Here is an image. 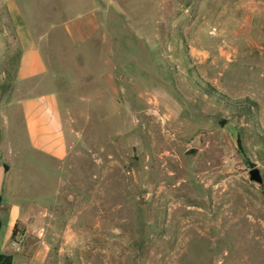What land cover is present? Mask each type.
<instances>
[{
    "label": "rangeland",
    "instance_id": "374dc122",
    "mask_svg": "<svg viewBox=\"0 0 264 264\" xmlns=\"http://www.w3.org/2000/svg\"><path fill=\"white\" fill-rule=\"evenodd\" d=\"M79 16L75 43L60 25ZM25 35L57 94L62 162L25 146ZM9 192L15 264H264V0H0Z\"/></svg>",
    "mask_w": 264,
    "mask_h": 264
},
{
    "label": "crops",
    "instance_id": "0c3cea01",
    "mask_svg": "<svg viewBox=\"0 0 264 264\" xmlns=\"http://www.w3.org/2000/svg\"><path fill=\"white\" fill-rule=\"evenodd\" d=\"M90 20L79 16L63 21L60 26L69 40L79 43L84 39L85 25ZM42 40L48 44V33ZM14 80L18 95L16 108L26 148L48 161L62 162L68 153V143L57 94L47 83V60L40 48L31 42L29 35L22 38L14 68ZM30 212L32 214V211H27L26 214ZM22 215V208L14 200L12 193L0 194V232L3 230L0 254L13 255V243L9 241V237L13 225L21 221ZM15 262L13 255V264Z\"/></svg>",
    "mask_w": 264,
    "mask_h": 264
},
{
    "label": "water",
    "instance_id": "95a60500",
    "mask_svg": "<svg viewBox=\"0 0 264 264\" xmlns=\"http://www.w3.org/2000/svg\"><path fill=\"white\" fill-rule=\"evenodd\" d=\"M248 180L257 184L261 182L258 169L253 168L248 171ZM0 264H13V255L10 253L0 254Z\"/></svg>",
    "mask_w": 264,
    "mask_h": 264
},
{
    "label": "trees",
    "instance_id": "16d2710c",
    "mask_svg": "<svg viewBox=\"0 0 264 264\" xmlns=\"http://www.w3.org/2000/svg\"><path fill=\"white\" fill-rule=\"evenodd\" d=\"M246 111L249 110V106H245L243 107ZM17 232H16V223L13 225V228H12V231H11V234H10V237H9V241L13 244H15L16 242L14 241V238L16 236Z\"/></svg>",
    "mask_w": 264,
    "mask_h": 264
},
{
    "label": "built area",
    "instance_id": "2783aa9c",
    "mask_svg": "<svg viewBox=\"0 0 264 264\" xmlns=\"http://www.w3.org/2000/svg\"><path fill=\"white\" fill-rule=\"evenodd\" d=\"M12 246H13V247H15L16 245H15V244H13ZM15 249H17V248L15 247Z\"/></svg>",
    "mask_w": 264,
    "mask_h": 264
}]
</instances>
